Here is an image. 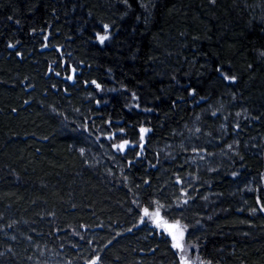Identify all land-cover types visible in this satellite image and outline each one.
<instances>
[{
	"label": "trees",
	"instance_id": "16d2710c",
	"mask_svg": "<svg viewBox=\"0 0 264 264\" xmlns=\"http://www.w3.org/2000/svg\"><path fill=\"white\" fill-rule=\"evenodd\" d=\"M261 205L264 0H0V264H264Z\"/></svg>",
	"mask_w": 264,
	"mask_h": 264
},
{
	"label": "rangeland",
	"instance_id": "374dc122",
	"mask_svg": "<svg viewBox=\"0 0 264 264\" xmlns=\"http://www.w3.org/2000/svg\"><path fill=\"white\" fill-rule=\"evenodd\" d=\"M206 159L207 158L205 157L200 159L201 166L208 164V162H206ZM248 189L249 191H251L252 186L250 189V185H249L247 187V190ZM147 213L148 215H146V218L149 219L159 231L168 234L172 238L175 244L181 245L179 251L183 261H186L187 264H204L197 256L191 255L192 248L186 244L185 239H186L187 230L183 224H181L180 222L167 220L158 210H154L153 212L148 211Z\"/></svg>",
	"mask_w": 264,
	"mask_h": 264
},
{
	"label": "snow or ice",
	"instance_id": "6c2138e0",
	"mask_svg": "<svg viewBox=\"0 0 264 264\" xmlns=\"http://www.w3.org/2000/svg\"><path fill=\"white\" fill-rule=\"evenodd\" d=\"M124 2L127 3V0H124ZM210 2L215 3V0H210ZM108 27H109L108 25H104V28H105V29H108ZM108 38H109V37H108V35L106 34V35L100 36V37H99V40H100L101 43H103V42H104L105 40H107ZM45 39H47V37H45ZM8 47H10V48H14L15 45H14V44H9ZM50 71H51V69H50ZM72 71L75 72V69H73ZM57 75H59V73H57ZM221 75H222V78H223V79H225V80H229V81H231V82H234L235 79H236V77H234V76L230 77V76H227V75H225V74H223V73H221ZM69 79H71V77H69ZM93 83H95V82L93 81ZM96 86L99 87V85H96ZM148 131H149V129H147V128H141V129H140V133H141V134L147 133ZM141 139H143V135L141 136ZM126 144H127V142H125L124 144L117 145L116 147H117L119 150H123V149L126 147ZM231 147H232V145H229V148H231ZM184 203H187V201H184ZM254 211H255V210H254ZM259 211L264 212V205H261V206H260ZM145 215H148L147 211H145ZM174 227H176V226H174ZM181 235H182V233H181ZM174 247H176L177 249H180V248H181V245H180V244H175ZM99 262H100V257H99V256H96L94 259H92V260L90 261V264H99ZM183 264H187V262L184 261Z\"/></svg>",
	"mask_w": 264,
	"mask_h": 264
}]
</instances>
